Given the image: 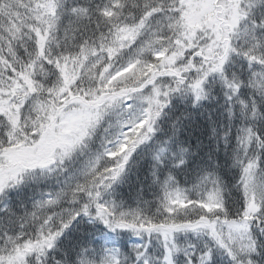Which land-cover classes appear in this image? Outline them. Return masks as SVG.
I'll return each mask as SVG.
<instances>
[{"label":"snow or ice","instance_id":"snow-or-ice-1","mask_svg":"<svg viewBox=\"0 0 264 264\" xmlns=\"http://www.w3.org/2000/svg\"><path fill=\"white\" fill-rule=\"evenodd\" d=\"M0 264H264V0H0Z\"/></svg>","mask_w":264,"mask_h":264}]
</instances>
